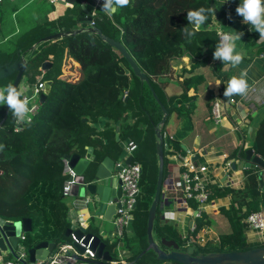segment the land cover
I'll return each mask as SVG.
<instances>
[{
	"label": "trees",
	"instance_id": "trees-1",
	"mask_svg": "<svg viewBox=\"0 0 264 264\" xmlns=\"http://www.w3.org/2000/svg\"><path fill=\"white\" fill-rule=\"evenodd\" d=\"M170 1L129 0L128 5L118 7L112 16L103 7L93 17L94 26L102 34L119 40L145 73L148 84L166 110L161 129L171 112H175L179 118L187 116L189 119L190 112L195 108L196 93L204 80L197 77L199 74L203 76L201 69H206L208 76L214 78L224 63L221 58L214 59L219 45L216 30L208 27L212 13L209 0H187L189 8L181 17V36L176 42L163 39ZM201 8L205 9L206 20L197 28L191 25L187 15ZM7 11L10 10L3 2L0 3V39L8 35L6 41L14 43V47H0V63L11 60L13 51L18 48L32 51L34 55L37 51L31 49V44L55 32L56 28L70 33L51 41L46 52L49 56L45 54L50 65L41 76L38 77L39 67L45 57H36L24 69L22 78L29 83L38 78L51 82L45 100L21 130H13L11 108L5 112V103L0 104V120L5 116L0 123V217L12 221L29 218L31 229L24 231V238L19 241L26 250L42 240L53 242V249H56L69 239L68 234H64L69 222L66 197L62 194L65 175L62 173L61 157L71 153L84 155L86 146H92L95 160L105 154L115 159L120 149L118 141L129 139L135 143L131 161L141 166L139 190L132 209V229L120 237L101 238L105 249L110 253L111 261L116 262L122 259L133 264H182L172 259H158L151 249H145L147 208L157 174L154 128L162 114L148 84L133 74L125 58L98 34L88 30L74 31L78 17L83 14L80 0L64 6L51 23L31 25L25 30L28 34L20 38L12 27L6 29L9 23L5 16ZM254 28L250 29L252 33ZM242 34L244 39L249 40L248 43L256 38L246 29ZM263 45L264 39L258 53L264 52ZM64 50L78 62L79 73H62ZM184 55L188 56V67L174 69L170 66V58ZM124 68L128 69V73H124ZM2 79H6L2 87L6 89L12 83L13 74ZM169 82L174 91H166ZM97 123H101L99 128L96 127ZM258 140L256 132L251 148L264 158V149L260 148ZM168 142L180 153L185 152L179 142L169 138ZM237 148L228 155L242 157L244 149ZM243 172L244 185L241 188L208 184L210 200L226 194H230L231 200L227 206H219L212 217L203 210L201 217L195 220V228L187 236L196 251H232L252 247L245 241L243 218L260 205L264 206V191L258 185L256 169L244 168ZM158 208L157 205L153 234L158 239L161 236L173 239L180 245L182 241L175 230L158 223L161 213ZM205 224H212L216 238L200 243L199 232ZM85 229L98 235L94 229ZM116 245L120 247L119 254H115L113 246ZM141 250L144 252L137 255ZM11 256V253L3 252L0 261ZM92 261L109 264L96 258Z\"/></svg>",
	"mask_w": 264,
	"mask_h": 264
},
{
	"label": "crops",
	"instance_id": "crops-1",
	"mask_svg": "<svg viewBox=\"0 0 264 264\" xmlns=\"http://www.w3.org/2000/svg\"><path fill=\"white\" fill-rule=\"evenodd\" d=\"M75 1V0H74ZM73 1V2H74ZM81 7L83 9V14L78 17L77 27L78 28H86L87 22L79 19L82 16L88 15V12L91 10V0H80ZM217 14L211 13V19L208 24L209 28L213 29H221L225 32H228L229 35L239 36L240 38L235 41V50L234 55L239 53L242 55V60L239 65L233 67L231 62L224 61L221 64L216 77L208 76L207 70L202 68V74H199L197 77L199 79H203V83L200 88H198V92L196 93L195 98V108L190 112L189 119L187 116L183 118H179L176 116L175 112H171L166 121L170 127H167V124L164 123L162 130H165L166 133L171 136V139L179 142L182 147L186 149L193 150V159L198 163H205L207 165L206 177L208 180V184L217 185V182H221L225 180V172L226 166L224 162L226 160H230L231 167H234L238 176L243 177V185H244V168H254L255 165H250L246 167L244 165L245 160L242 157H233L228 154L239 148H251V141L255 136L256 132L258 134L259 140L258 145L260 148L264 149V52L258 53L257 50L261 47V38L259 30L254 28V32L250 31L254 25L251 22H247L244 20L242 15H239L236 12L237 7L242 6L243 0H213ZM4 4V6L8 10L18 11L22 8H29L30 13H34L35 19L25 23V25H18L13 23L10 17V22L12 23V28L14 33L23 36L24 34H28L25 30L29 29L31 25L35 24H47L48 22H52L63 10L64 6H70L72 3L68 4L63 1H49V0H0V3ZM104 7V6H103ZM103 7H97L95 11L102 9ZM113 7H115L113 5ZM262 7H264V2L262 3ZM13 8V9H11ZM118 8V7H117ZM116 8V9H117ZM187 0L184 2L182 0H171L169 5V10L167 12V24L165 31L162 36L166 42L172 40V42H176L175 40L179 38L182 34V20L181 17L184 12L188 10ZM86 11V12H85ZM12 13V12H11ZM10 13V14H11ZM96 14V12H95ZM95 16V15H94ZM93 16V17H94ZM169 17V18H168ZM50 22V23H51ZM41 25V24H40ZM94 26V23L93 25ZM196 27V25L194 26ZM255 27V26H254ZM246 29L248 32H251V35H255L256 38H252L251 43H248L249 40L244 39L243 30ZM56 28L54 31H58ZM87 30V29H85ZM61 31V30H60ZM83 31V30H82ZM26 32V33H25ZM65 34H68L65 33ZM64 35V34H63ZM62 35V36H63ZM8 35L4 36L0 39V47L1 48H12L14 47V43L7 42ZM45 37V36H44ZM61 37V36H60ZM43 38V37H42ZM40 38L35 43L31 44V49L37 51L36 57H46L49 56V53H46L51 46V43H45L40 46V48L36 47L39 41H52L54 39L42 40ZM59 38V37H57ZM56 39V38H55ZM3 44H6V47H2ZM264 47V45H263ZM21 54L28 52L29 50H21L17 49ZM15 51H13L14 54ZM47 54V56L45 55ZM170 66L174 69H179L180 67H188V56L184 55L181 57H173L169 59ZM50 65V64H49ZM48 65V66H49ZM47 66V67H48ZM40 73L46 69L40 68ZM62 73L63 74H71L75 75L79 73L78 70V62L73 59V57L68 53L67 50H64L63 59H62ZM24 71V70H23ZM246 72V76L243 78L246 80L248 85L247 91L243 95L233 94L234 102L230 103L228 106L229 116H225L222 118L220 123H213L211 120V116L209 114V100L211 96V87L219 81L220 86L225 92L228 83L232 78H241V73ZM23 74V72H22ZM12 75V74H10ZM13 73V78H14ZM22 75L19 79L20 83L17 85V91L20 89H28V86H24L26 84L31 83H22ZM21 85V87H20ZM253 87L251 90L250 88ZM0 89H2L0 87ZM170 90L174 91L173 85L169 82L166 85V91L170 92ZM200 99L203 102H200ZM235 106V107H234ZM165 121V122H166ZM97 128L101 126V123H97ZM116 127V126H115ZM116 132V131H115ZM155 135V134H154ZM129 139H120L118 141V145L120 146L118 156L113 159L114 161L118 159L123 153V145ZM91 147V153L94 154V149ZM165 148V147H163ZM165 153L164 156V175L168 174L171 168L170 159L166 156L170 153H180L179 150H176L171 143L168 142V148L163 149ZM253 150V149H252ZM86 151V150H85ZM133 151V150H132ZM131 151V152H132ZM253 153L257 154L262 160L264 158L259 154L253 151ZM131 154V153H130ZM132 155V154H131ZM82 156V155H81ZM109 156V155H108ZM132 159V157H131ZM167 159V160H166ZM138 163V162H137ZM243 167V169H242ZM262 178L264 181V169ZM208 186V185H207ZM218 187H228V186H218ZM69 197L65 198V201H68ZM231 200L230 194H226L215 199H211V202L204 207V211L208 212L209 217H212L213 214L217 213L218 207L221 205L227 206ZM263 210L264 206L260 205V207L256 210ZM205 212V213H206ZM77 215L76 210L72 207H68L67 217H75ZM175 219L178 220L177 227L181 230V228H185L188 226L190 221V216L184 210L177 211L175 214ZM161 217V213L159 219ZM91 220V221H90ZM85 228L94 229L98 233L100 238L111 239L114 236V226L112 219L106 220L98 217L95 221L92 222V219L88 216L83 220L82 223ZM183 230L181 232H184ZM212 232V236L208 240H214L216 238V231L212 227V224H205L200 229V232ZM22 231H20L21 233ZM180 232V233H181ZM199 232V235H200ZM19 233V234H20ZM245 241L247 244L253 246L263 245L264 244V229L257 231L248 229L245 227L244 229ZM191 244V243H190ZM121 253V251H120ZM2 254V252L0 253ZM119 254V253H118Z\"/></svg>",
	"mask_w": 264,
	"mask_h": 264
},
{
	"label": "water",
	"instance_id": "water-1",
	"mask_svg": "<svg viewBox=\"0 0 264 264\" xmlns=\"http://www.w3.org/2000/svg\"><path fill=\"white\" fill-rule=\"evenodd\" d=\"M66 1L72 3L74 0ZM209 5L212 12L217 14L213 0H209ZM79 19L87 22L89 20V16L85 15ZM190 23L192 26H195V21ZM81 29L82 28H78L75 31H80ZM86 29L88 31L95 32L103 41L114 47L115 50L125 58L133 74L138 76L141 81H145L148 84L145 73L140 70L139 66L119 40L102 34L100 29L96 26H88ZM65 33L67 32L58 30L46 35L42 38V40L55 39ZM13 56L14 57L11 60L0 63V78L14 73L15 75L11 86L16 88L24 70L26 61L23 54H21L18 50H15ZM49 64V61H42L40 68L45 69ZM125 73H128V69H125ZM50 82L51 81L49 79L44 80V88L38 95V100L40 103H42L46 98V93L50 86ZM148 86L152 95L159 103L162 114L159 122L154 128V134L156 136L155 153L157 156V174L153 195L147 208L145 228L147 244L145 249H151L158 259H172L182 264H264V244L253 246L244 250L200 252L196 251L194 244H188L182 247L178 244V242L170 238L161 236L159 237L158 241H156L154 238L152 228L156 208L160 199L163 167V148L161 142L160 125L165 120L166 110L165 107L158 101L154 90L149 84ZM125 98L126 97L124 96V99ZM8 108L9 106L5 102V112L8 111ZM4 118L5 116H3L2 120ZM2 120H0V123ZM115 131V138L117 139V126L115 127ZM63 157L67 159L68 165L73 168L76 174L74 177L75 182L70 184L68 192V197L70 199L66 201L67 207H72L75 209L78 220L82 222L88 216L92 219V222L98 217L111 220L116 208L119 206L117 197H119L121 193L120 181L114 176L113 172L114 170L119 169L121 166L114 164V160L107 154L103 155L100 159L95 160L94 154L91 153L90 146H86V151L82 156L78 153H71L64 154ZM131 157V154H127L123 161L124 164H127L131 160ZM192 157L194 158L195 156ZM243 159L245 160L244 165L246 167L255 165L258 185L264 191V181L262 178L264 160H262V158H260L257 154L253 153L252 148L244 149ZM94 160L95 165L92 166L91 163ZM30 229L31 226L29 218H22L17 221H12L0 217V253L8 249L13 255L20 231L24 232L29 231ZM69 232V228L64 230L65 235H67ZM72 232L75 234L76 239L83 235L82 242L84 244L89 243L88 247L93 251L94 257L96 259L109 264H133L131 261H110L111 255L108 250L105 249V244L102 239L97 234L86 231L84 225H79ZM53 245V242L42 240L27 248L28 261L34 262L36 259H44L48 252L53 248ZM72 245L76 249L77 253H81L84 249L83 246L76 243L75 241L72 242ZM143 252L144 250H141L137 255H140ZM77 253H73V256L77 259H80L81 257ZM64 264L71 263L67 261Z\"/></svg>",
	"mask_w": 264,
	"mask_h": 264
},
{
	"label": "built area",
	"instance_id": "built-area-1",
	"mask_svg": "<svg viewBox=\"0 0 264 264\" xmlns=\"http://www.w3.org/2000/svg\"><path fill=\"white\" fill-rule=\"evenodd\" d=\"M55 1V0H49ZM64 3L68 4L66 0H63ZM108 0H91V10L88 12L89 20L87 21V26L93 25V16L95 15V9L97 7H103ZM264 0H262V3ZM82 28L81 30H85ZM216 34L218 38V45H220L222 36L229 34L221 29H216ZM41 76V73L38 74V77ZM44 80L38 78L37 81L26 84L28 89H20L19 99L28 100L27 107L30 110L28 116L32 117L38 110L39 100L38 95L42 92L44 88ZM20 83V81H19ZM21 87V85H20ZM211 96L209 100V114L213 123H220L222 118L229 116L230 113L227 111L228 106L234 102L232 96H225L222 87L220 86L219 81H217L211 88ZM251 90L253 87L250 88ZM235 107V106H234ZM11 112L14 116L13 110ZM28 116H25V121L20 122L14 116L13 121V130H21L25 124L28 122ZM162 125V124H161ZM160 125V126H161ZM161 132V142L162 148H168V138L171 139L164 130ZM135 148V143L132 140H127L123 145L124 153L114 161V164L120 165L119 169L114 170V176L119 179L121 193L117 197L119 206L116 208L115 213L112 216V222L114 226V236H122L124 233H129L132 229V209L136 202V196L139 190V177L141 172V166L137 162H132L131 160L124 164V158L127 154ZM193 150L186 149L184 153H170L166 155L171 162V168L168 174L163 175L161 187H160V199L159 207L161 210V217L158 220V223H162L166 220L175 219V213L180 210H184L191 217L188 223V229L184 232L179 233L181 239L180 246L184 247L185 245L190 244V239L187 236L188 232H191L195 228V220L198 217H201L204 207L208 205L211 200L208 198V180L205 175L207 170V165L205 163L195 162L193 159ZM62 160V173L65 175L62 183V194L65 197H68V192L70 184L75 182V172L72 167L68 165V161L65 157H61ZM226 166L225 180L217 182L218 186H228L233 188H241L243 186V177L238 176L239 172H236L234 167H231L230 160L224 162ZM243 169V167H242ZM165 206H170L164 208ZM70 229L68 233L69 239L60 243L56 249H51L44 259H36L34 262H29L27 257V251L20 244V240L24 238L23 232L18 235L16 246L14 248V254L11 258H7L0 261V264H64L65 262H70L71 264H96L92 261L94 257L93 251L89 249V243L84 244L82 242L83 235L76 239L75 234L72 232L83 222L79 221L77 215L75 217H67ZM243 222L245 227L252 230L260 231L264 229V212L263 210H253L250 211L244 218ZM83 225V224H82ZM207 232H201L205 234ZM200 236V235H199ZM210 239V238H209ZM83 246V251L77 253L76 249L73 247L72 242ZM207 241V240H206ZM198 242L199 238H198ZM205 242V241H204ZM203 243V242H200ZM4 253H10L8 249L3 251ZM2 252V253H3ZM73 253H77L81 258L77 259L73 256ZM2 254H0L1 256ZM111 261V260H110ZM124 262V260H120ZM116 262V261H113Z\"/></svg>",
	"mask_w": 264,
	"mask_h": 264
},
{
	"label": "clouds",
	"instance_id": "clouds-1",
	"mask_svg": "<svg viewBox=\"0 0 264 264\" xmlns=\"http://www.w3.org/2000/svg\"><path fill=\"white\" fill-rule=\"evenodd\" d=\"M128 4L129 0H108V2L104 5V10L109 16H112L117 7H123ZM113 5L115 7H113ZM204 12L205 9L203 8L199 9L198 11H190L187 15V19L189 22L195 21V25L198 28L199 25L203 24L206 20ZM236 12L239 15H242L245 21L251 22V24L254 25L257 30H259L261 38L264 39V7H262V0H243L242 6L237 7ZM187 34L190 36L193 35V33ZM239 38L240 37L238 35H223L221 43L217 47L214 54V59L221 58L226 62V64L231 62L233 67L239 65L242 60V55L239 53L235 55L233 54L235 50V41ZM246 74V72H243L241 73V78H232L228 83V87L224 92V95L230 97L233 94H245L248 85L243 77L246 76ZM5 91L7 92L6 96ZM19 96L20 92H18L11 85H9L6 89H0V104L6 102L7 105L13 110L14 116L17 118V120L23 122L25 121V116H28L30 110L27 107L28 100H21L19 99ZM30 120L31 117L28 116V121Z\"/></svg>",
	"mask_w": 264,
	"mask_h": 264
},
{
	"label": "rangeland",
	"instance_id": "rangeland-1",
	"mask_svg": "<svg viewBox=\"0 0 264 264\" xmlns=\"http://www.w3.org/2000/svg\"><path fill=\"white\" fill-rule=\"evenodd\" d=\"M12 12V13H11ZM11 13V14H10ZM5 16H6V18H7V21L9 22L8 24H7V26L8 27H6V29H10V27H12V23L10 22V17H11V20H12V22L13 23H16V24H18V25H25V23H27V22H29V21H32V20H34L35 19V17H34V13L32 14V13H30V10H29V8L27 7H25V8H22V9H20V10H18V11H13V10H10V11H7V14H5ZM8 17H9V19H8ZM169 18V17H168ZM33 43H35V41L33 42ZM45 43H51V41H39L38 43H37V46L36 47H38V48H40V46L42 45V44H45ZM2 47H6V44H3V46ZM32 52V51H31ZM31 52H26V53H24V58H25V61H26V64H25V67H24V69H26L27 68V66H28V64L31 62V61H33L35 58H36V55H37V52L33 55V53L31 54ZM125 69L126 68H124L123 70H124V73H125ZM9 76V75H8ZM7 77V76H6ZM4 78V77H3ZM2 78H0V87L2 88L3 87V85L6 83V79H2ZM21 80H22V83H28L27 82V80L25 79V78H21ZM200 102H203V100L202 99H200ZM168 123V121H166L165 122V124H167ZM163 124V123H162ZM161 127H162V125L160 126V130H162L161 129ZM167 127L169 128L170 127V125L169 124H167ZM164 129V128H163ZM167 129V128H166ZM166 129L164 130V131H166ZM155 136V135H154ZM155 138H156V136H155ZM140 149H142V148H139V150ZM165 149V148H164ZM131 153V152H130ZM156 158H157V156H156ZM167 160V159H166ZM70 199V198H69ZM73 200V199H72ZM168 207H170V206H165L164 208H168ZM160 208V207H159ZM158 208V209H159ZM162 210V208H160V211ZM191 218V217H190ZM198 218H200V217H198ZM197 219V218H196ZM209 221H211L210 219H209ZM177 222H178V220L177 219H172V220H166V221H163L162 223H160V221H159V224L160 225H168V226H170L172 229H174L175 231V234L177 235V237L179 236V233L181 232V231H183V230H187L188 229V226H186L185 228H181V230L177 227ZM114 232V231H113ZM154 235V234H153ZM210 236H212V232H209V233H205V234H201V232H200V236H199V241L200 242H204V241H206V240H208L209 238H210ZM154 238L156 239V241H158V238L154 235ZM113 248L116 250L115 251V254H118V253H120V247L118 246V245H116V246H113Z\"/></svg>",
	"mask_w": 264,
	"mask_h": 264
},
{
	"label": "flooded vegetation",
	"instance_id": "flooded-vegetation-1",
	"mask_svg": "<svg viewBox=\"0 0 264 264\" xmlns=\"http://www.w3.org/2000/svg\"><path fill=\"white\" fill-rule=\"evenodd\" d=\"M19 83V82H18Z\"/></svg>",
	"mask_w": 264,
	"mask_h": 264
}]
</instances>
